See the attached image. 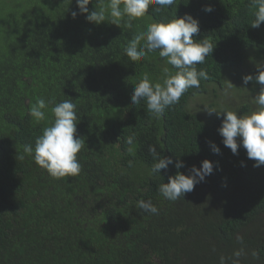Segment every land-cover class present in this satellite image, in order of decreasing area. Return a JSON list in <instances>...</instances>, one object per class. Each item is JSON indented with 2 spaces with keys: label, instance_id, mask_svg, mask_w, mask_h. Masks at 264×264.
Listing matches in <instances>:
<instances>
[{
  "label": "trees",
  "instance_id": "16d2710c",
  "mask_svg": "<svg viewBox=\"0 0 264 264\" xmlns=\"http://www.w3.org/2000/svg\"><path fill=\"white\" fill-rule=\"evenodd\" d=\"M254 11L251 0H176L128 29L87 21L76 0H0V264H264V165L225 147L223 116L206 110L255 109L261 86L243 81L264 65V23L251 27ZM186 14L199 21L194 39L215 47L196 66L209 79L156 118L131 96L144 73L160 82L164 61L157 51L135 64L124 48L149 24ZM39 98L76 105L78 176L53 179L25 153L53 121L52 103L43 121L29 115ZM149 146L173 160L160 174L149 175ZM205 159L213 172L184 198L158 192ZM139 200L158 214L138 209Z\"/></svg>",
  "mask_w": 264,
  "mask_h": 264
},
{
  "label": "clouds",
  "instance_id": "9594fccd",
  "mask_svg": "<svg viewBox=\"0 0 264 264\" xmlns=\"http://www.w3.org/2000/svg\"><path fill=\"white\" fill-rule=\"evenodd\" d=\"M92 0H76L79 14H87L86 20L99 25L104 22L132 29L133 21L145 17L151 9L152 13L161 14L164 9L173 8L176 0H97L95 10L88 8ZM251 6L255 9L253 19L249 23L251 27L258 28L264 23V0H251ZM211 5H207L204 11L211 12ZM78 15L72 12L73 18ZM126 18V19H125ZM200 27L197 18L191 14L173 19H165L161 22L151 23L145 31L134 34L124 48L125 56L135 64L149 53L158 51V55L164 61L161 69L160 82L153 83L148 73H144L142 79L134 84L131 101L139 105L143 100L146 103V111L156 118H160L165 111L180 102L181 97L190 88H199L202 80L209 79L208 72L197 65L205 63L206 57L211 55L214 46L206 38L194 39L199 34ZM176 69L171 71L168 66ZM259 71L243 77L244 84L255 80L261 87L252 103L255 109L249 114L240 115L238 110H230L227 107H208L209 115L215 113L223 116L222 124L218 129L222 142L233 154H238L240 147L247 152L248 159L254 160V167L264 165V65H258ZM233 84L230 82L223 94H231ZM247 88V87H244ZM52 103L53 121L50 126L43 128L42 135L32 144L25 145V153L34 159L40 168L47 171L53 179H61L67 176H78L81 172V164L77 158L83 147L82 138L77 137L76 105L72 100L65 99L59 103L45 101L43 98L29 108V115L38 123L45 119V109ZM239 138V139H238ZM134 135L126 137V144L134 143ZM214 153H219L220 148L211 144ZM132 151L131 148L128 149ZM149 153L153 158L149 175L160 174L162 169L168 168L173 163L171 157H164L155 146H149ZM132 166V161H129ZM183 161L177 160L175 167H183ZM213 163L205 159L200 167L193 166L190 174L177 172L168 178L167 183L158 186V192L167 200L177 201L185 194L194 190L195 185L203 181L213 172ZM136 207L150 214H158V208L149 200H139ZM240 253L237 252L236 255Z\"/></svg>",
  "mask_w": 264,
  "mask_h": 264
}]
</instances>
